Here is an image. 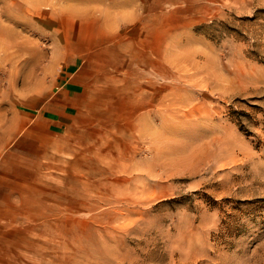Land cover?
Returning a JSON list of instances; mask_svg holds the SVG:
<instances>
[{"label":"rangeland","instance_id":"374dc122","mask_svg":"<svg viewBox=\"0 0 264 264\" xmlns=\"http://www.w3.org/2000/svg\"><path fill=\"white\" fill-rule=\"evenodd\" d=\"M69 3L0 0V153ZM150 70L142 116L102 100L94 143L50 145L31 264H264V0H160Z\"/></svg>","mask_w":264,"mask_h":264},{"label":"crops","instance_id":"0c3cea01","mask_svg":"<svg viewBox=\"0 0 264 264\" xmlns=\"http://www.w3.org/2000/svg\"><path fill=\"white\" fill-rule=\"evenodd\" d=\"M67 1L60 11L70 29L56 40L50 86L41 78L39 90L50 93L39 96L33 119L3 134L10 140L0 153V264H31V222L41 214L36 200L45 195L41 174L50 145L62 151L94 143L100 121L95 106L102 100L128 104L139 116L147 106L140 79L149 68L154 73V10L160 0ZM108 88L115 94L106 95Z\"/></svg>","mask_w":264,"mask_h":264}]
</instances>
